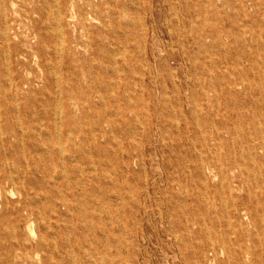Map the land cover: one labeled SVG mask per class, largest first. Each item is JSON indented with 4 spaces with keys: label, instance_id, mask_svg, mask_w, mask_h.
Returning a JSON list of instances; mask_svg holds the SVG:
<instances>
[{
    "label": "rangeland",
    "instance_id": "1",
    "mask_svg": "<svg viewBox=\"0 0 264 264\" xmlns=\"http://www.w3.org/2000/svg\"><path fill=\"white\" fill-rule=\"evenodd\" d=\"M1 1L0 117L9 118V129L15 128L12 119L22 118L32 134L25 145L14 137L11 143L16 155L25 150L31 157L33 172L27 176L44 186L33 200L44 218L25 223L8 204L0 212V251L8 242L10 249L14 239L6 235L14 224L26 245L40 236L49 242L56 237L62 250L46 247L39 256L61 264H264V151L251 159V140L241 130L235 137L225 133L220 144L210 138L221 115L199 98L204 58L196 27L192 35L179 29L178 20L200 23L198 11L207 0H140L141 36L133 58L128 38L117 36L111 45L101 23L91 20L90 45L75 32L81 45L73 62L52 59L47 79L19 91L10 78H33L38 68L34 60L10 52L28 34L24 0H4L8 29ZM225 10L232 12L228 5ZM257 33L254 38L246 32V40L227 46L228 63L210 60V75L232 71L237 53L247 55L238 67L252 62L254 71H264V25ZM15 58L20 64L11 72ZM217 58L222 57L212 56ZM257 111L251 129L264 133V103ZM235 155L239 166L225 175L202 164L207 158L216 165L234 162ZM34 158L39 161L33 164ZM4 195L20 198L0 190V201ZM181 213L191 219L189 230H171L172 217L176 225L184 223ZM221 234L225 249L218 243ZM0 264H6L3 254Z\"/></svg>",
    "mask_w": 264,
    "mask_h": 264
},
{
    "label": "bare ground",
    "instance_id": "2",
    "mask_svg": "<svg viewBox=\"0 0 264 264\" xmlns=\"http://www.w3.org/2000/svg\"><path fill=\"white\" fill-rule=\"evenodd\" d=\"M226 2V4L217 5L207 0V3L201 5L198 11L200 23L193 25L189 20L188 24L185 18L183 21L178 20L179 29H183L184 32L189 31L188 34L192 35L191 29L196 27L194 28L196 29L195 39L199 53L204 58L202 63L204 82L199 98L205 103L215 106L221 115V118L213 123L215 132L210 138L220 144L225 133L235 137L238 130H241L243 137L251 140L248 145L249 157L257 159L260 156L256 151L258 149L264 151V133L253 131L251 126L258 123L257 108L264 103V71H254L252 62L245 68L238 67V64L247 55L237 53L232 59V71L225 72L218 69L213 77L210 75L211 68L208 62L210 60L215 64L227 62L225 60L227 59V53H225L227 46L232 48V45L236 44L241 37L246 40V32H249L254 38L258 36L257 30L264 25V0H228ZM1 3L6 23L5 29H8L10 28L7 18L9 8L6 7L4 0ZM24 5L28 34L27 37L11 45L10 52L12 55L22 54L24 58L34 60L38 73L33 78L27 77L20 80L11 77L10 81L17 91L25 85L31 87L34 81L47 79L51 74L48 67L52 59L59 62L65 58V60L73 62L76 59L74 51L81 45L75 32L79 30L80 37L85 36L86 43L90 45L93 32L91 20L101 23V28L106 32L111 45L116 42L115 37L117 36L128 38L132 49L130 58L135 56V48L141 36L139 31L141 24L140 0H24ZM210 5H212V9ZM227 5L232 8L230 14L225 10ZM169 7L170 9L174 8L171 3H169ZM144 9L149 10V5L145 4ZM240 14H242V18L239 16ZM176 16L178 18L179 13ZM219 23L227 27L224 28ZM183 37L185 36L183 35ZM225 38L227 42L224 40ZM20 44L24 46L23 49L20 48ZM99 44L106 45L103 41ZM92 52L94 53V49ZM213 55H221L222 58L221 60L217 58L215 61V59L212 60ZM14 63L20 64V59L15 58V61L9 64L11 72L15 66ZM161 63L164 65L166 61H161ZM69 69L74 70L73 67ZM123 70L125 71V66ZM127 87L128 85L124 88ZM254 92L258 95L254 96ZM250 112L254 113V117H250ZM21 119L20 117L12 119L15 128L9 129V118L0 117V190L11 194L17 193L20 196L17 200H8L4 195L3 200L0 201V212L2 209L5 210L8 204L12 205L15 217L18 219L21 217L25 223H28L32 221V218H44L41 210L33 205L35 194L41 196L37 189L44 186L36 179L27 176L29 172H33L31 171L33 168L31 169V157L27 156L26 151L23 150L19 156L12 150L11 139L13 137L18 138L23 145L27 144V139L32 138V134L24 130V122ZM26 122L29 120L27 119ZM32 127H34L33 124ZM205 138L206 136H204V140ZM255 139L258 140L257 143L254 142ZM33 147L36 148L35 145ZM56 149L58 153L65 150L60 144ZM37 161L39 159L34 158L33 164ZM233 161H227L225 164L221 162L216 165L212 159L207 158L202 164L205 170L210 171L215 168L217 173L225 175L227 168L232 169L239 166V159L236 158V155ZM50 207L51 211L55 210L54 203ZM180 218L185 220L182 225H176L173 222L175 220L173 217L169 219L171 230H189V220L191 219L184 213L180 214ZM2 228L0 221V229ZM11 228L12 233L6 235L8 240L14 239L10 243V249L8 242L7 250L0 251V255L5 256L6 264H15L18 259L21 260L20 264H61L58 259L48 260L41 254L39 256V252L45 250L46 247L52 246L57 251L62 250V244L56 237H53L49 242L44 236H40L35 243L26 245L20 242V236L15 232L14 224L11 225ZM28 228L33 231L31 226ZM218 243L220 249L226 248L227 243L223 234L218 238ZM69 246H72L71 243H67L66 247Z\"/></svg>",
    "mask_w": 264,
    "mask_h": 264
}]
</instances>
